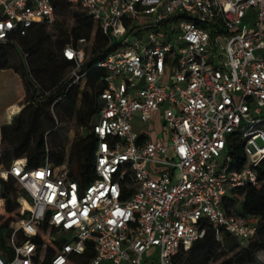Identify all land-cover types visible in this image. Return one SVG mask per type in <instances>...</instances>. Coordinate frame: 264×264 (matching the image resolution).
I'll list each match as a JSON object with an SVG mask.
<instances>
[{
    "label": "built area",
    "instance_id": "built-area-1",
    "mask_svg": "<svg viewBox=\"0 0 264 264\" xmlns=\"http://www.w3.org/2000/svg\"><path fill=\"white\" fill-rule=\"evenodd\" d=\"M55 1L0 0V44L52 26ZM64 1L113 46L97 65L106 88L92 124L94 178L81 186L47 159L0 164V264H83L88 245L85 264H175L205 223L218 242L224 233L253 240L256 227L222 202L255 181L264 159V0ZM62 55L79 81L82 47ZM154 114L168 145L133 130L153 125ZM235 132L250 158L240 170L225 152ZM9 200L16 207L3 225Z\"/></svg>",
    "mask_w": 264,
    "mask_h": 264
},
{
    "label": "trees",
    "instance_id": "trees-1",
    "mask_svg": "<svg viewBox=\"0 0 264 264\" xmlns=\"http://www.w3.org/2000/svg\"><path fill=\"white\" fill-rule=\"evenodd\" d=\"M56 19L52 26L34 24L25 35H15L13 43L0 44V69H12L23 80L25 96L24 108L10 125L1 128L0 164L7 167L14 160L24 159L28 168H35L47 159L55 166L65 162V146L59 122L71 120L81 131L70 145L67 157L69 176L81 186L94 178L93 164L97 138L92 130L100 110V94L105 90L104 69L97 67L108 52L113 49L99 30L96 31L91 52L81 65L79 81H85L81 89L74 78L67 75L74 65L66 60L62 52L68 45L76 49L90 40L93 22L81 9L64 0L54 3ZM71 18V24L66 19ZM48 28L56 31L51 40ZM78 82V81H77ZM56 116L59 121H55ZM146 137L140 136L144 141ZM48 140V141H47ZM226 154L230 158V168L240 170L246 163L245 138L240 132L232 133L226 141ZM253 183L230 190L222 207L225 213L244 219L256 227V236L248 243H242L224 233L222 241L215 240L214 232L205 223V235L195 241L187 251H181L175 264H210L217 262L221 255L232 254L221 264H253L256 255L264 251V159L255 168ZM16 207L15 201H7L6 219ZM224 251V252H223ZM92 257V249H85V264Z\"/></svg>",
    "mask_w": 264,
    "mask_h": 264
},
{
    "label": "crops",
    "instance_id": "crops-1",
    "mask_svg": "<svg viewBox=\"0 0 264 264\" xmlns=\"http://www.w3.org/2000/svg\"><path fill=\"white\" fill-rule=\"evenodd\" d=\"M25 86L22 78L12 69H0V149H1V128L10 125L24 108L23 99ZM157 114L152 116L153 125H156ZM162 125V123H161ZM150 126V127H151ZM149 127V128H150ZM162 129L159 134L150 132L148 138L152 141H160L165 145L169 144V134ZM134 130V126H133ZM141 134L142 132H137Z\"/></svg>",
    "mask_w": 264,
    "mask_h": 264
},
{
    "label": "rangeland",
    "instance_id": "rangeland-1",
    "mask_svg": "<svg viewBox=\"0 0 264 264\" xmlns=\"http://www.w3.org/2000/svg\"><path fill=\"white\" fill-rule=\"evenodd\" d=\"M71 10L74 12V11H79L80 8L78 6H73L71 8ZM72 22V19L71 18H67L66 19V23L67 24H71ZM97 29L93 26V30H92V33H91V37H90V40L83 46V51H84V60L87 58L88 54L91 52L92 50V44H93V40H94V35L96 33ZM48 33L51 36V40L54 41L55 40V35L57 34L55 30H53V28H48ZM218 44H219V48H218V52H221V53H225L224 52V47H225V44H226V39L225 38H220L218 40ZM70 72L67 73V75L69 74ZM76 84H78L80 86V88L82 89L84 87V84H85V81H78L76 82ZM52 117L53 118H56L55 121H59V119L54 116L52 114ZM162 117L161 116H157L156 117V125L155 126H151L149 128V125H144L143 127H140V126H137V125H134V131H137V132H141L142 130L144 131H150L151 133H153V135L155 133H158L160 132V130L162 129ZM59 126H60V129L62 131V141H63V144L65 146V162L63 163V165L65 167H67V163H66V160H67V157L69 155V151H70V145L71 143L74 141V139L77 137V136H80L82 133L80 130H78L74 124L73 121L71 120H65L63 122H59L58 123ZM48 141V140H47ZM258 145L260 146L261 143L258 141L257 142ZM247 166L250 165V158L248 157L247 161ZM251 223L253 224V220L251 221ZM154 251V249H151L148 253H147V256H149L150 254H152V252ZM224 252V251H223ZM232 254H224V255H221V257L219 258V260L217 262H212L210 264H221L223 261H225L227 258H229ZM253 264H264V251H260L257 253L256 255V259H255V262Z\"/></svg>",
    "mask_w": 264,
    "mask_h": 264
}]
</instances>
